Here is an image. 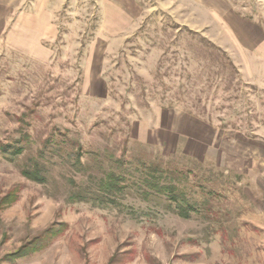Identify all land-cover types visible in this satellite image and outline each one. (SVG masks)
<instances>
[{
    "label": "rangeland",
    "instance_id": "374dc122",
    "mask_svg": "<svg viewBox=\"0 0 264 264\" xmlns=\"http://www.w3.org/2000/svg\"><path fill=\"white\" fill-rule=\"evenodd\" d=\"M3 8L0 264H264V0ZM112 170L118 202L74 198Z\"/></svg>",
    "mask_w": 264,
    "mask_h": 264
},
{
    "label": "trees",
    "instance_id": "16d2710c",
    "mask_svg": "<svg viewBox=\"0 0 264 264\" xmlns=\"http://www.w3.org/2000/svg\"><path fill=\"white\" fill-rule=\"evenodd\" d=\"M170 162L172 161L167 160L166 167H168ZM171 168H172L170 169L171 173L174 172V174L177 175H182L181 173L184 172L183 169L179 167L178 169L176 167H171ZM165 169L160 168L159 165H155L154 167H151L149 169L148 174L146 175V178L143 177L144 178L143 181L145 180L148 181V179H156V180L160 179ZM123 173L124 172L118 173L113 170L109 172H105V176L98 183V186L95 190L89 188V193L87 194L84 192L83 189L80 188L76 190L74 198L79 201L93 200L100 204H105V203L115 204L116 202H118L119 199H121L120 192H123V189H125L124 188L125 186L123 184H120L121 182L124 181V178L121 176ZM189 173L190 172H188V174ZM163 179H169L171 180V182L169 183L165 182L164 184H161V186H158V184H154L153 182H151V184H145V187L147 188V190L155 189L156 192L155 195L162 194L165 196V198L171 201V203H173L174 205L173 209L178 216H180L181 218L190 217L191 213L196 211L195 205L197 201L190 202L186 198V193L184 192V189L180 188L177 184H173L172 182L173 178H170L167 175L166 178ZM72 184L77 185V183L74 181H72ZM87 195H89V197ZM140 195H146L143 199L147 200L148 199L147 196L150 194H147V192L143 190V192Z\"/></svg>",
    "mask_w": 264,
    "mask_h": 264
},
{
    "label": "crops",
    "instance_id": "0c3cea01",
    "mask_svg": "<svg viewBox=\"0 0 264 264\" xmlns=\"http://www.w3.org/2000/svg\"><path fill=\"white\" fill-rule=\"evenodd\" d=\"M63 1V0H61ZM60 0H0V11L3 8L5 15L8 16V12L12 13L15 9L18 10V14L23 16H31V19L38 20L44 19L43 26L48 30V33L52 31V24L49 21L52 17L49 7L57 5ZM11 16V15H10Z\"/></svg>",
    "mask_w": 264,
    "mask_h": 264
}]
</instances>
